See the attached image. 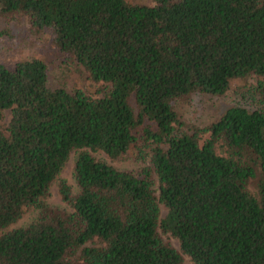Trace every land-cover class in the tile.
Returning <instances> with one entry per match:
<instances>
[{"label": "trees", "instance_id": "trees-1", "mask_svg": "<svg viewBox=\"0 0 264 264\" xmlns=\"http://www.w3.org/2000/svg\"><path fill=\"white\" fill-rule=\"evenodd\" d=\"M150 2L0 0L100 84L92 97L49 87L39 59L0 63V230L37 209L0 233V264H264V108H226L200 141L174 106L264 77V0ZM137 145L138 170L89 153ZM71 151L76 191L58 181L69 210L48 209Z\"/></svg>", "mask_w": 264, "mask_h": 264}, {"label": "rangeland", "instance_id": "rangeland-1", "mask_svg": "<svg viewBox=\"0 0 264 264\" xmlns=\"http://www.w3.org/2000/svg\"><path fill=\"white\" fill-rule=\"evenodd\" d=\"M150 4V0H127ZM0 31L5 34L0 36V63L9 65L16 60L36 58L42 61L46 67V80L51 88L61 87L67 91L79 89L92 97L96 96L100 84L90 81L82 68L71 58L61 54L51 43L49 35L36 30L30 25L27 17L21 11H14L9 15H0ZM260 81L257 85V82ZM262 91L260 92V88ZM178 114L180 127L184 132L195 134L204 140L207 137L205 129L216 120L223 111L230 106H242L245 108H264V77L253 76L244 79H233L229 83L228 90L220 95H208L193 93L186 97L179 98L174 102ZM1 127H5L9 119V111H0ZM140 145L129 147L127 151L117 158H108L99 150L89 151L97 158L106 161L118 169L138 170L146 165L145 158L138 155ZM75 151L69 153L67 161L61 168L57 178L49 185L47 193L41 202L48 209L68 211L69 207L61 200L58 194V181L63 179L70 187L71 192L76 191L71 173V166ZM254 180H249L247 188L253 191ZM155 188V185L153 186ZM160 217L165 213L164 208L159 206ZM37 209L26 207L20 217L0 233L13 228L26 226L36 215ZM161 239L172 247L178 248L177 240L168 232L158 230ZM183 264H192L187 256L182 254Z\"/></svg>", "mask_w": 264, "mask_h": 264}]
</instances>
